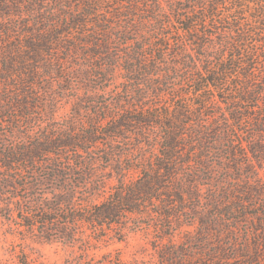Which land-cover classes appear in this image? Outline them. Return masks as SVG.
<instances>
[{"label":"trees","instance_id":"trees-1","mask_svg":"<svg viewBox=\"0 0 264 264\" xmlns=\"http://www.w3.org/2000/svg\"><path fill=\"white\" fill-rule=\"evenodd\" d=\"M261 171L264 0H0V194L27 195L20 227L79 244L66 264H146L95 260L92 239L155 227L157 248L196 222L179 249L261 264Z\"/></svg>","mask_w":264,"mask_h":264},{"label":"rangeland","instance_id":"rangeland-1","mask_svg":"<svg viewBox=\"0 0 264 264\" xmlns=\"http://www.w3.org/2000/svg\"><path fill=\"white\" fill-rule=\"evenodd\" d=\"M55 89L59 91L58 87L52 84L51 90L54 91ZM42 97H45L44 99L55 108L59 120L67 119L72 113L79 112L75 98L58 93H55L52 97L44 93ZM261 175L264 176V172L261 171ZM19 195V197L13 199L7 194H0V264H17L18 256L23 253L27 254L34 264H66L67 260L81 254L79 244L69 245L43 238L37 231L32 232L25 227H20L19 223L22 220L19 217V205L25 204L27 195L25 193H19ZM140 221L146 222L144 219ZM199 226L198 222L191 226L184 225L174 237L160 238V245L157 248L155 247V241L157 240L155 227L150 230L145 228L135 233L130 232L121 237L122 240L118 239L119 235L116 232H111L101 240L92 239L89 254L95 260H101L104 255L110 253L114 260H139L146 264H205L204 262L208 259L205 258L206 252L197 251L193 253V250L178 248L180 244L191 241V238L196 236ZM210 234L212 235L211 232ZM212 237L215 236L212 235ZM253 242L254 240L249 239L247 243L248 246H251V250H253ZM169 243L176 245V250L178 249L183 257L181 263L161 261V258L170 257ZM216 244H218L217 239L211 238V243L208 246L212 247ZM237 260L231 259V261L225 262L221 260V263L239 264L240 261ZM261 264H264V261Z\"/></svg>","mask_w":264,"mask_h":264}]
</instances>
